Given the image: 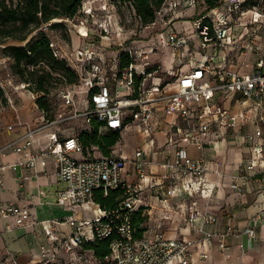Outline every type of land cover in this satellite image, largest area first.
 Returning <instances> with one entry per match:
<instances>
[{"label": "built area", "instance_id": "1", "mask_svg": "<svg viewBox=\"0 0 264 264\" xmlns=\"http://www.w3.org/2000/svg\"><path fill=\"white\" fill-rule=\"evenodd\" d=\"M202 3V12L193 16L188 29L183 31L171 28V20L178 11L196 8L197 0H164L157 12L163 27L150 37L149 46L152 52L157 48L170 50L175 60L169 72H162L158 64L152 65L149 53L141 47H126L124 40L119 43L117 54L106 64L101 55L109 49L104 44L108 39L105 24L99 25L104 31L101 40L88 38L87 31L80 32L83 45L69 54L49 34V24L55 19L39 27L49 35L53 56L65 59L78 74V80L65 83L52 93L56 110L53 120H46L45 112L38 110L36 125L26 126L24 133L0 148V154L8 149L21 154L20 160L10 165L12 169L43 167L48 158L53 160L57 178L63 184L57 192L56 203L72 212L65 220L71 234L57 236V220L40 223L45 234L58 240L59 248L75 255L80 264H190L194 252H198L201 259L207 258V249L212 245L226 254L229 239L239 234H246L251 240L255 224L264 222V206L242 231L228 223L223 229H211L217 217L207 208L198 212L194 206L187 207L183 218L189 230L187 235H166L157 231L150 236L145 231L142 236H136L131 222V212L143 206L146 192L158 196L164 206H169L172 198L182 192L191 198L203 192L206 198L210 197L217 187V183L210 184L208 180L211 173L217 179L228 176L227 186L234 192H250L251 184L256 183L254 192L264 201V0H216L211 8L204 0ZM151 24H156V18ZM2 47L0 44V49ZM119 52L127 53L133 61L122 70L118 66ZM9 62L10 58L0 53V88L5 97L4 104L0 101V119L6 107L16 116L18 91L27 89L34 103L38 96L28 89V83L17 80ZM86 66L87 70L83 68ZM83 86L88 91L79 105H84L81 110L74 95ZM118 87L124 88L123 93L120 94ZM93 88L96 91L88 98ZM60 105L67 112H60ZM159 109L163 114L177 116L178 121L169 124L170 131L175 129L178 134L186 131L185 136L191 142H196L194 133L206 134V140L196 142L199 148L226 135L239 137L244 150L235 172L226 175L218 163L213 169L209 168L202 155L191 158L172 139L167 145L174 147L173 158L154 162L156 172L150 171L152 161L143 158L142 148L126 157H121L114 146L105 155L97 149L85 155L76 132H70L61 140L54 137L37 151L30 150L38 143L36 133L41 128L70 121L81 123L75 127L76 131V128H85L89 119H95L102 124L99 132L111 129L121 135L128 123L137 119L141 131L151 136L158 129L157 124L163 122ZM16 121L17 125H22L17 116ZM147 143L153 145L152 137ZM117 188L123 192L119 209H103L93 202L96 190L107 194ZM91 205L95 206L93 218L74 217L78 208L88 209ZM29 221L30 213L26 208L0 202V233L25 227ZM109 237H112L109 253L101 263L90 250L78 252L83 241ZM87 251L92 256L86 259ZM56 255L57 252L49 253L42 248L43 263L64 264Z\"/></svg>", "mask_w": 264, "mask_h": 264}, {"label": "crops", "instance_id": "2", "mask_svg": "<svg viewBox=\"0 0 264 264\" xmlns=\"http://www.w3.org/2000/svg\"><path fill=\"white\" fill-rule=\"evenodd\" d=\"M194 9L190 7L176 12L170 27L178 31L187 30L192 18L189 14H192ZM21 91L25 92V90L17 92L20 99L16 116L22 125H17L15 114L9 108H4L0 119V148L24 133L26 126H35L39 118V111L34 101L29 93L25 92L29 98L27 106L30 113H34L35 120L32 125L20 120L24 107ZM17 94L13 96L16 98ZM158 111L162 115L163 122L157 124L158 129L151 136L146 134L141 145L136 147V149H144L143 158L152 161L150 171H158L154 162L173 158L174 147L167 145V141L172 139L175 145L184 148L191 158L196 159L202 155L209 168L213 169L215 163H218L226 175L235 172L236 164L244 150L239 142L241 140L239 137L233 134L226 135L211 145L204 144L202 148H199L196 142L206 140V134L194 133L196 142H191L185 136L186 131L183 130L184 132L180 134L176 133L175 129L170 131L169 124L178 121L175 114H163L160 109ZM152 123L156 125L155 119L152 120ZM182 127L184 128V126ZM70 132H75V126H68L64 123L46 125L36 133L38 143L33 144L30 150L37 151L40 145L47 144L52 138L57 137L61 140ZM123 136L121 133L120 138ZM151 137L153 145L149 144V146L147 142ZM20 158L21 154L12 149L6 150L3 155L0 154V202H12L26 208L30 213V221L25 227L0 233V264H14L13 261L15 264H40L43 259L42 248L49 253L57 252L56 258L59 262L80 264L75 255L59 248L58 240H53L45 234L40 223L42 220H57L59 223L56 225V235L64 237L71 234V228L65 220L72 215V212L56 203L57 192L63 187V184L57 178L53 160L48 158L43 167L17 166L12 169L10 165L16 164ZM208 180L210 184L217 183L216 190L210 197L206 198V193L203 192L191 198L182 192L178 197L172 198L169 206H164L158 196L149 195L146 192V202L143 204L149 215L146 222V234L152 236L157 231L166 235L189 234V230L183 222L188 206H194L198 212H202L205 208L212 212L217 217L216 223L211 227L213 230L223 229L228 223L242 231L250 223L251 217L264 206L263 199L254 192L256 183L251 184L250 192L241 193L234 192L227 186L228 176L217 179L211 173L208 175ZM155 208L162 209L165 214L163 218L159 217L157 221L149 224L152 219L151 212ZM88 209L91 211L90 216H83L80 211L86 209L78 208L74 217L78 219L93 218L95 206L91 205ZM229 245L230 248L226 254H222L216 245L210 246L205 259H201L198 252H194L190 264H264V222L258 221L255 224V235L251 240L246 234H239L229 239ZM85 254L91 255V252L87 251ZM170 264L177 263L171 262Z\"/></svg>", "mask_w": 264, "mask_h": 264}, {"label": "trees", "instance_id": "3", "mask_svg": "<svg viewBox=\"0 0 264 264\" xmlns=\"http://www.w3.org/2000/svg\"><path fill=\"white\" fill-rule=\"evenodd\" d=\"M82 2L83 0H0V44L3 45L0 53L10 58V70L17 80L28 83V89L38 94L35 104L38 110L45 112V119L48 121L56 116L52 93L65 83L77 82L78 74L65 59L53 56L49 47V35L40 31L39 27L55 18L60 21L51 22L50 30L66 27L63 19L73 20L79 14ZM109 2L117 8L120 6L128 8L140 26H147L155 20L164 0H109ZM204 2L211 8L216 0ZM132 62L127 53L119 52L120 70ZM94 91L95 88L90 89L88 98H91ZM0 100L5 101L1 88ZM101 125L95 119H89L85 128H76V137L85 155L92 153L94 149L100 154H108L119 141L121 137L119 131L110 129L99 132ZM92 200L103 209H119L123 192L120 188L109 190L107 194L96 190ZM146 209L145 206H140L131 212V222L136 229V236H142L147 230L146 222L149 215ZM111 241L112 237L83 241L79 244L78 252L90 250L94 258L101 263L104 256L109 253Z\"/></svg>", "mask_w": 264, "mask_h": 264}, {"label": "rangeland", "instance_id": "4", "mask_svg": "<svg viewBox=\"0 0 264 264\" xmlns=\"http://www.w3.org/2000/svg\"><path fill=\"white\" fill-rule=\"evenodd\" d=\"M203 7V3L198 0L194 12L189 14L190 17L201 13ZM55 20L57 21L60 19L55 18ZM63 21L65 22L66 27H59L55 30H50L49 34L53 36L54 39L63 47V50L67 54H69L73 49L83 45V41L79 37L80 32L87 31L88 38L101 40L100 36L104 33V31L99 25L102 23L106 25L108 34V39L103 41L104 44L106 43V45L109 46V49L105 53L102 52L101 54L103 59L106 60V64H108L109 58L111 59L117 54V51L120 48L119 43L124 40L126 41L124 43L126 47L134 46V48L137 49L141 47L142 50L149 53L148 60L150 63L152 65L158 64L162 69V72H169L173 69V61L175 59L171 57L170 50L168 48H157L155 52H152L151 47L149 46L151 42L150 37L163 27L162 22L159 21V16H156V24L140 26L133 16V13L126 7L120 6L117 8L112 5L109 0H83L79 14L73 20L63 19ZM140 62V60L136 61L137 64ZM83 68L87 70L88 66ZM78 70H80V66H78ZM160 75H162V73H160ZM118 89L120 94L123 93L124 88L118 87ZM87 91L88 88L83 86V89H77L75 92L74 97L78 101V106L83 99L86 98ZM25 92H28V90L25 89ZM25 92L21 91V100L24 107L20 120L28 125H32L35 120L34 113H30L29 111L27 106L29 98ZM0 101L4 104L3 100ZM60 106V112L66 111L62 108V106ZM83 106L81 105L78 108L82 110ZM64 124L79 127L81 123L79 121H70ZM122 133L124 136L119 139L114 146V149L121 157H126L127 154L133 152L136 147L141 145L146 133L145 131H141L137 119L130 121L122 130ZM80 213L86 217L90 216L91 211L86 209L80 211ZM164 214L165 212L162 209L155 208V210H152L151 212L152 219L149 224L157 221L159 217L163 218ZM84 257L87 259L90 258V255H85Z\"/></svg>", "mask_w": 264, "mask_h": 264}]
</instances>
